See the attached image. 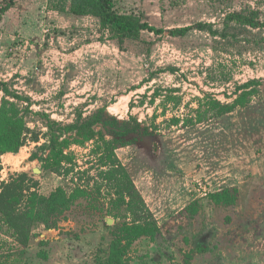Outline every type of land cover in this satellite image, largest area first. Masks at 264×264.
<instances>
[{
    "label": "rangeland",
    "instance_id": "374dc122",
    "mask_svg": "<svg viewBox=\"0 0 264 264\" xmlns=\"http://www.w3.org/2000/svg\"><path fill=\"white\" fill-rule=\"evenodd\" d=\"M111 1L157 29H193L122 41L87 0H15L0 22V188L27 189L22 222L33 192L71 198L51 227L32 219L19 234L0 212V264H102L132 222L100 176L98 141L75 144L98 116L150 129L116 151L158 227L129 264H264V27L228 20L263 23L264 0ZM215 101L240 106L219 115ZM54 146L73 164L61 173Z\"/></svg>",
    "mask_w": 264,
    "mask_h": 264
},
{
    "label": "trees",
    "instance_id": "16d2710c",
    "mask_svg": "<svg viewBox=\"0 0 264 264\" xmlns=\"http://www.w3.org/2000/svg\"><path fill=\"white\" fill-rule=\"evenodd\" d=\"M14 4L15 0H3L2 7L0 8V22L2 21L4 14H6ZM87 6L94 8L95 13L109 27L112 33L115 36L120 37L122 41L137 39L141 32L145 30L158 35L168 33L171 36L178 37L187 35V33L193 29V27L177 28L169 31L157 29L148 23L143 24L142 21L134 19L133 16L120 15L114 9L111 0H87ZM74 12L77 14H86L89 11L85 5L84 9H78ZM253 14V12L250 13V15L233 12L228 15V20L234 21L235 19H238L239 22H245L249 26H254L256 28L264 27V22H253L251 18ZM199 26L201 29L204 28L203 25ZM238 106H240L239 101H235L232 105L221 104L218 101H215L214 104V107L219 108V115L230 113ZM107 120L108 123L112 122V131H106L108 132L107 134L102 130L97 132L95 126L101 125L102 121L107 122ZM22 134L23 129L17 131L15 136L20 139ZM77 134L79 137L83 138V141L75 143L80 146H82L81 144H84L83 142L88 140L98 141V146L94 153L101 155L100 165L104 170L100 173V176L104 182H107L114 189L117 198L116 206H121V209L124 208L132 220L131 223L116 227V231L113 234L111 248L108 251V256L102 264H129L130 246L141 238H155L158 227L144 198L117 157L116 151L117 149L128 145V142L120 141V139L123 140V138H128L131 134L136 136H148L150 135V129H143L137 117L131 116L128 121L120 122L115 117L100 116L99 118L98 116L92 122H87V124L84 125V128L80 129ZM108 135L112 138L108 139ZM101 142L103 145H101ZM56 143L57 141L54 140V144ZM8 151L9 150L5 149L4 153ZM11 151L16 152V149H12ZM51 153H53L52 158L57 160V167L52 168L55 173H61L62 170H65L63 169L64 162L72 164L69 155L65 154L64 148L57 150L56 146H54ZM25 190L27 189H25L22 184H16L15 182L4 184L2 188H0V212L8 219L10 223L9 225L17 231L18 234L23 228L30 226L32 219L51 227L52 224L57 221L56 218L64 215V213L70 208L71 198H68L62 189L53 193L49 198L41 199L38 198V194H34L33 192L30 194L32 197L29 200L30 207L26 214V220L22 222V216L19 212L20 210L18 209V206H20L22 199L25 198ZM229 192L230 191L218 193L217 195H214V198L218 199L224 194L229 195ZM26 224H28V226H26Z\"/></svg>",
    "mask_w": 264,
    "mask_h": 264
}]
</instances>
